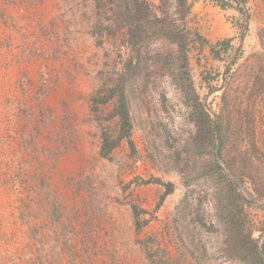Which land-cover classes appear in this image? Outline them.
<instances>
[{
	"label": "rangeland",
	"instance_id": "obj_1",
	"mask_svg": "<svg viewBox=\"0 0 264 264\" xmlns=\"http://www.w3.org/2000/svg\"><path fill=\"white\" fill-rule=\"evenodd\" d=\"M204 2L162 15L190 32L191 93L153 60L169 44L131 45L120 0H0V264H245L247 234L264 247V207L244 192L264 204V0H209L238 13L223 24ZM120 77L133 146L102 156ZM206 114L250 204L218 178L216 146H190Z\"/></svg>",
	"mask_w": 264,
	"mask_h": 264
},
{
	"label": "trees",
	"instance_id": "obj_2",
	"mask_svg": "<svg viewBox=\"0 0 264 264\" xmlns=\"http://www.w3.org/2000/svg\"><path fill=\"white\" fill-rule=\"evenodd\" d=\"M175 8L174 12L180 19L181 22H184V18L189 13L190 5L187 4V0H174ZM122 7L124 8L122 14L124 15V21L129 24V28L127 30V35L129 37V42L131 45H151L155 40H162L165 43L169 44L170 49L167 53L162 55L157 52L154 55V62L158 65L161 63L163 67L167 70V73L174 79L178 81V83H182L184 79L180 76L184 75L187 83V89L191 93L193 92V87L191 84V80L189 75L187 76V66L189 64L188 57V44H189V36L190 32L184 27V25H176L171 17L162 16L163 14H167L169 7L172 5L173 0H159V4L156 6L157 10L161 13L159 16L154 9L151 8V3L148 0H120ZM171 19V20H168ZM226 41L222 40L219 44H224ZM134 66L129 64V75H134ZM123 75V74H122ZM129 76V77H130ZM180 77V79H179ZM118 84H116V88L112 91H117V96L114 102V110L109 115V119L113 117H118V130L116 136H111L108 132L104 131L101 134V145H100V154L102 156H107L119 143L126 139L128 144L132 147L133 142L131 139V128L132 123L130 121L129 111L127 108V103L124 95V84L125 81L122 77L118 80ZM181 89H184L183 84H181ZM185 90V89H184ZM114 95V94H113ZM113 95H104L98 98H92L93 109H97L98 103H106ZM205 120V127L203 128V133H196L193 135L192 145L194 152H201L207 147V145L216 146L218 148V152L212 153L213 164H215V168L217 169V175L219 179H222L229 186V191L232 193L233 197L241 198L245 200L247 203H251L250 199L242 196L238 192L237 185L234 181H232L229 176L223 172L222 166L218 164L217 157L219 151L221 150V146L225 142V135L222 134L220 129V123L214 124L212 120L208 118L206 114L203 116ZM221 121V119H220ZM217 141V143H215ZM229 178V179H228ZM165 194L171 192V183H167ZM258 191L257 189H255ZM136 212H134V215ZM227 219V218H226ZM146 223V220H135L134 224L136 229H140L143 224ZM234 234L236 239L234 242V246L232 249L239 255L243 251L239 250L241 233L238 228L234 230ZM248 237V253L245 256V264H264V247L260 249L259 243L257 240L251 237V234H247ZM232 255V252H230ZM235 257V255H234ZM240 257V256H238ZM243 261V259L241 258Z\"/></svg>",
	"mask_w": 264,
	"mask_h": 264
},
{
	"label": "crops",
	"instance_id": "obj_3",
	"mask_svg": "<svg viewBox=\"0 0 264 264\" xmlns=\"http://www.w3.org/2000/svg\"><path fill=\"white\" fill-rule=\"evenodd\" d=\"M212 4L214 5L213 2L210 3L209 0H205V2L201 4L202 6H200L201 10L198 12V15L205 19L208 18L210 22L214 24H217V22H220V24H223V21L227 19L226 17H228V16H225L224 14L230 15V18H229L230 21H234V22L237 21L236 15H238V13L234 9H229V8L224 9L218 5L212 7ZM197 6L198 4H196V7ZM206 11L208 12L207 15H206ZM211 11L215 12L216 16L212 15Z\"/></svg>",
	"mask_w": 264,
	"mask_h": 264
},
{
	"label": "water",
	"instance_id": "obj_4",
	"mask_svg": "<svg viewBox=\"0 0 264 264\" xmlns=\"http://www.w3.org/2000/svg\"><path fill=\"white\" fill-rule=\"evenodd\" d=\"M230 175L232 176V178L235 180V182H236V184L238 185V186H240V188H243L242 187V185H241V182L239 181V179L233 174V173H230ZM244 192H245V194L254 202V203H256V205H260V206H262V207H264V204L263 203H261L260 201H258L252 194H250L249 192H247L246 190H244ZM263 242H264V240H263ZM262 242V243H263ZM261 249V248H260ZM262 256H264L263 254H262Z\"/></svg>",
	"mask_w": 264,
	"mask_h": 264
}]
</instances>
